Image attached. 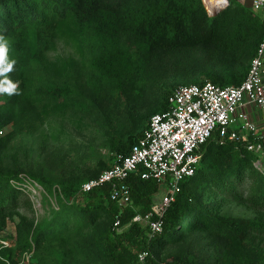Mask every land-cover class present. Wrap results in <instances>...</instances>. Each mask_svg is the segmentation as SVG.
Instances as JSON below:
<instances>
[{
    "label": "trees",
    "instance_id": "obj_1",
    "mask_svg": "<svg viewBox=\"0 0 264 264\" xmlns=\"http://www.w3.org/2000/svg\"><path fill=\"white\" fill-rule=\"evenodd\" d=\"M262 31L246 0H228L212 14L202 0H0V36L15 61L5 75L17 84L12 94L0 92V127H8L0 135V239L10 242L0 246V264H20L23 252L31 254L22 264H264V158L260 169L253 166L257 155L246 139L219 141L212 133L154 234L132 221L159 187L140 177L141 168L128 175L130 201L121 206L109 183L80 190L104 163L85 176L42 166L44 142L59 139L65 123L80 127L92 111L108 117L102 101L115 93L129 98L143 60L167 59L171 82L148 98L149 107L128 108L132 131L111 143L118 155L129 152L150 115L168 108L176 87L238 85ZM60 42L67 52L53 54ZM26 179L53 196L40 217L19 188Z\"/></svg>",
    "mask_w": 264,
    "mask_h": 264
},
{
    "label": "built area",
    "instance_id": "obj_2",
    "mask_svg": "<svg viewBox=\"0 0 264 264\" xmlns=\"http://www.w3.org/2000/svg\"><path fill=\"white\" fill-rule=\"evenodd\" d=\"M252 10L260 13L263 23L262 36L256 52L250 59L247 73L238 85L219 86L210 81L203 84H187L176 87L167 97L168 108L150 115L142 134L131 145L126 155H117L114 162L99 174L83 181L82 192L109 183L111 198L126 206L129 188L128 175L141 168L140 177L154 179L165 185L159 200L152 202L148 211L136 213L132 221L146 225L149 234L161 231L162 217L168 205L179 191V182L192 176L201 158L200 146L215 132L217 140L246 139V150L257 155L252 161L260 169L264 158V130L250 117L248 107L255 106L263 114L264 123V0H249ZM202 2L208 5L205 0ZM228 0L212 7L224 6ZM7 126L0 127V135ZM13 185H18L10 180ZM35 197L42 187L25 180L19 187ZM119 218L114 220L117 228ZM8 240L0 239V246H8ZM30 252H23L19 263H26ZM147 252H138L143 261Z\"/></svg>",
    "mask_w": 264,
    "mask_h": 264
},
{
    "label": "rangeland",
    "instance_id": "obj_3",
    "mask_svg": "<svg viewBox=\"0 0 264 264\" xmlns=\"http://www.w3.org/2000/svg\"><path fill=\"white\" fill-rule=\"evenodd\" d=\"M67 50L68 48L60 42L53 54H64ZM158 63H162L166 68H161ZM143 65L141 82L139 86L129 92V98L123 94L115 93L112 98L102 101L103 106H109L108 117L103 116L102 118L98 113L92 111L85 116L80 127L65 123L59 139L53 140L51 137L46 139L45 146H42L44 169L46 168L48 171V168L57 164L58 167H54V169L64 173L65 176L69 173L73 176H85L99 163H104L106 167H109L114 162L115 156L118 154L111 150L112 140L132 131L131 123L127 119L128 108L132 113H137L144 107H149L148 98L160 96L161 91L171 82L169 70L171 71L172 65L167 59L154 58L153 56L143 60ZM158 67L161 70H155ZM141 104L144 106L142 107ZM52 126L54 123L47 125L48 130L54 129ZM52 152L57 156L55 154L52 156ZM42 189L40 194H36L33 198L29 197L38 217L46 214L49 204L54 203L53 196L48 193L46 188L42 187ZM164 191L165 185L160 184L154 195L155 199L159 200ZM12 230L13 226L9 223L6 231L9 233Z\"/></svg>",
    "mask_w": 264,
    "mask_h": 264
},
{
    "label": "clouds",
    "instance_id": "obj_4",
    "mask_svg": "<svg viewBox=\"0 0 264 264\" xmlns=\"http://www.w3.org/2000/svg\"><path fill=\"white\" fill-rule=\"evenodd\" d=\"M9 43L8 41L0 36V92L12 94L17 90V84L11 82L5 75L12 70L14 60L10 59L8 56Z\"/></svg>",
    "mask_w": 264,
    "mask_h": 264
},
{
    "label": "crops",
    "instance_id": "obj_5",
    "mask_svg": "<svg viewBox=\"0 0 264 264\" xmlns=\"http://www.w3.org/2000/svg\"><path fill=\"white\" fill-rule=\"evenodd\" d=\"M240 1H243V0H240ZM246 1L249 4V0H246ZM248 112H249L250 117L258 125V128H260L261 130H264V123L262 121V116H263L262 112L254 106L248 107ZM155 200H156L155 197H153L152 202Z\"/></svg>",
    "mask_w": 264,
    "mask_h": 264
},
{
    "label": "bare ground",
    "instance_id": "obj_6",
    "mask_svg": "<svg viewBox=\"0 0 264 264\" xmlns=\"http://www.w3.org/2000/svg\"><path fill=\"white\" fill-rule=\"evenodd\" d=\"M205 2L207 3V5L209 4L210 6H216L217 4L223 2V0H205ZM208 5V7H209Z\"/></svg>",
    "mask_w": 264,
    "mask_h": 264
},
{
    "label": "water",
    "instance_id": "obj_7",
    "mask_svg": "<svg viewBox=\"0 0 264 264\" xmlns=\"http://www.w3.org/2000/svg\"><path fill=\"white\" fill-rule=\"evenodd\" d=\"M208 5H209V4H208ZM212 7H213V6H210V5H209V8H208V9H209V13H210V14L213 13V8H212Z\"/></svg>",
    "mask_w": 264,
    "mask_h": 264
}]
</instances>
